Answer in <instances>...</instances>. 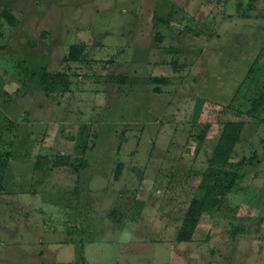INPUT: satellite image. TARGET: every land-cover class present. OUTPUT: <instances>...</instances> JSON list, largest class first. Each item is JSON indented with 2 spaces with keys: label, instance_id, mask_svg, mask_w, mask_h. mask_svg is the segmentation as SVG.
Here are the masks:
<instances>
[{
  "label": "rangeland",
  "instance_id": "1",
  "mask_svg": "<svg viewBox=\"0 0 264 264\" xmlns=\"http://www.w3.org/2000/svg\"><path fill=\"white\" fill-rule=\"evenodd\" d=\"M4 9L20 27L0 22V264H264V112L249 116L264 95V0H0ZM73 45L86 46L80 63L64 60ZM43 70L68 76L71 92L42 94ZM231 123L244 125L239 189L178 243ZM40 156L84 166L81 183L48 193L60 175L36 172Z\"/></svg>",
  "mask_w": 264,
  "mask_h": 264
},
{
  "label": "trees",
  "instance_id": "2",
  "mask_svg": "<svg viewBox=\"0 0 264 264\" xmlns=\"http://www.w3.org/2000/svg\"><path fill=\"white\" fill-rule=\"evenodd\" d=\"M0 22L7 26L11 32L20 27L19 19L8 9L0 12ZM158 42H163V38L159 37ZM85 53L86 46L73 45L64 60L67 63H80L85 60ZM109 80L114 84L128 82V78L124 76H112ZM39 84L41 93L48 97L67 95L72 90V83L68 76L53 74L46 70H43ZM253 105L249 116L259 120L261 119V112H264V95L254 100ZM243 131L244 125L240 123H231L225 126L209 162V167L202 175L198 187L199 195L192 198L186 209L176 238L178 243H192L203 219L206 216L223 213L227 198L239 189L240 182L245 175L241 169L246 166V161L237 163L234 161L233 155ZM250 163V165L258 166L261 160L255 157L251 159ZM8 167L9 164L0 156V196L5 191L4 172ZM34 169L38 173H45L48 169L59 173V183L49 184L47 191L48 193L65 194L71 191L69 184L81 183V172L84 170V166H75L69 158H57L55 162H52L49 158L40 156Z\"/></svg>",
  "mask_w": 264,
  "mask_h": 264
},
{
  "label": "crops",
  "instance_id": "3",
  "mask_svg": "<svg viewBox=\"0 0 264 264\" xmlns=\"http://www.w3.org/2000/svg\"><path fill=\"white\" fill-rule=\"evenodd\" d=\"M20 255H21V253H20ZM13 258H18V255H13ZM9 263V262H8Z\"/></svg>",
  "mask_w": 264,
  "mask_h": 264
}]
</instances>
